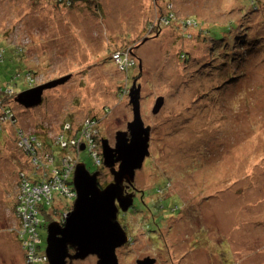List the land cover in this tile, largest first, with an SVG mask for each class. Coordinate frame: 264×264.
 I'll use <instances>...</instances> for the list:
<instances>
[{
  "label": "rangeland",
  "instance_id": "obj_1",
  "mask_svg": "<svg viewBox=\"0 0 264 264\" xmlns=\"http://www.w3.org/2000/svg\"><path fill=\"white\" fill-rule=\"evenodd\" d=\"M255 1L260 7L251 18L252 0H100L103 13L82 1L69 7L0 0V87L17 84L7 99L15 124L0 120V264H27L16 221L25 167L18 131L54 140L62 121L73 118L76 125L91 115L101 121L100 138L113 146L115 132L132 119L128 97L117 90L126 82L130 88L134 77L151 132L149 156L134 178L143 195L118 213L129 237L116 250L119 264L145 257L154 264H264V1ZM167 10L176 19L151 33L156 15ZM189 19L196 24L185 29L182 21ZM123 49L135 59L126 73L113 53ZM188 53L186 66L178 57ZM21 65L32 70L36 86L71 77L46 90L40 105L24 108L16 100L28 88ZM231 68L237 77L230 81ZM15 71L20 77L13 81ZM159 96L164 103L154 115ZM2 102L0 96V117ZM78 162L100 172L101 186L112 181L102 156L99 168L86 150ZM54 190L51 203L39 202L46 208L43 247L47 225L74 203L63 189ZM96 260L91 255L74 264Z\"/></svg>",
  "mask_w": 264,
  "mask_h": 264
},
{
  "label": "water",
  "instance_id": "obj_2",
  "mask_svg": "<svg viewBox=\"0 0 264 264\" xmlns=\"http://www.w3.org/2000/svg\"><path fill=\"white\" fill-rule=\"evenodd\" d=\"M69 77L70 74L23 90L16 100L25 107L38 106L45 89L63 84ZM140 92L141 85L133 80L128 97L132 119L127 122L126 130L115 132L113 146L108 139H101L103 166L113 176L112 181L101 186L99 171L91 173L84 163L76 165L72 181L76 194L73 207L63 223L53 221L47 225L48 264H74L91 255L96 257V264H119L116 250L129 237L118 221V213L126 212L133 204V195L125 193L123 184L133 183L136 170L149 156L151 126L145 125L141 116ZM163 103L164 98L157 97L151 113L156 115ZM155 262V258L147 257L136 260V264Z\"/></svg>",
  "mask_w": 264,
  "mask_h": 264
},
{
  "label": "built area",
  "instance_id": "obj_3",
  "mask_svg": "<svg viewBox=\"0 0 264 264\" xmlns=\"http://www.w3.org/2000/svg\"><path fill=\"white\" fill-rule=\"evenodd\" d=\"M115 56L120 62V70L126 72L132 66V61L127 58V56L129 57L128 53L124 54L123 57L115 53ZM31 79L28 77L29 83H32ZM6 92L10 93L11 90H6ZM123 94H125V91L121 92V95ZM0 120L13 121L15 124V119L13 120L12 114L8 112L4 113L0 117ZM62 125V131L54 136L52 142L48 143H52V147L54 146L59 150L66 151L58 159L61 163V171L64 172L60 171L56 163L57 161L53 160L56 154L53 151L54 149L46 145L47 142L41 140L36 134L27 133L22 130H19L16 135L17 145L25 154V157L27 155L30 157V167L32 169L30 174L20 173L16 188V193H18V216L16 221L20 222V236H27L22 243L27 264L48 262L45 249L44 254H39L36 249L41 243L37 231L40 224L37 218V205H39V202L45 201L49 204L53 199L54 188L57 187L63 189L62 191L64 192L62 194L64 196H75V191L72 186V176L75 169V162L77 161L75 155H78L80 152V146L82 144H86L88 152L93 156L94 163H100L101 155L96 142V136L98 135L96 120L87 117L78 125L72 124L69 121H64ZM62 215L60 217V223L65 221L66 214Z\"/></svg>",
  "mask_w": 264,
  "mask_h": 264
},
{
  "label": "trees",
  "instance_id": "obj_4",
  "mask_svg": "<svg viewBox=\"0 0 264 264\" xmlns=\"http://www.w3.org/2000/svg\"><path fill=\"white\" fill-rule=\"evenodd\" d=\"M76 1H82V2H86L87 3V5H88V7L90 6V5H93L94 7H95V11H96V13L97 12H101V13H103V9H102V5L101 4H99L98 3V1H100V0H96V1H94V0H56V4L57 3H63V4H65L66 6H72V4L74 3V2H76ZM260 4H261V0H257ZM264 1V0H263ZM252 7H253V10L252 11H250L249 13L251 14V15H248L247 14V16L246 17H251L252 18V13L254 12V10H258V8L260 7V6H258L257 4H256V1L255 0H252ZM90 8V7H89ZM261 8H263V7H261ZM166 13V12H165ZM165 13H162V12H160V14H157L156 15V17H155V19L153 20V22H152V24L154 25V27H151L150 26V32L152 33V32H154V30H156L155 32H154V34L156 35H158V32H159V30L161 31V29H162V27L166 24V22L167 23H172V21L173 20H175L176 19V17H173L172 16V13L169 11V10H167V14H165ZM156 21H157V24H156ZM182 23H183V26H184V28L186 29L188 26H190V25H193V24H196L195 22H194V20H191V19H189V21H182ZM156 25H158V28H156ZM251 29V28H250ZM147 33H148V31H147ZM154 34H152V35H154ZM259 35H261V34H259ZM148 39L149 38H151V37H147ZM131 49V48H130ZM15 50H16V53H21L23 50H22V48L21 47H17V48H15ZM127 51H129V50H126V49H123V50H115V52H113V53H116V54H118V56H120V57H123L124 56V54H126L125 52H127ZM4 52H5V48H3V47H0V61H3L4 60ZM133 53V52H132ZM182 53V52H181ZM178 57V56H177ZM179 60L180 61H182V59H186V62H184V64L187 66L188 65V63H190L191 62V56L189 55V53L188 54H179ZM192 60H193V58H192ZM240 64V62L238 63V65ZM21 67H23V65H21ZM130 67H133V66H130ZM24 68V67H23ZM25 69V68H24ZM237 69L236 68H231V71H232V76L230 77V81L232 80V79H234V78H236L237 77V75H235L234 76V74H235V71H236ZM25 71H26V73L24 74V77L26 76V81H28V77H30V78H32L33 79V77H31V76H33V72H32V70H30V69H25ZM126 73V72H125ZM197 71L195 70V68H194V70H193V73H192V77H197ZM19 75V77H20V72L18 73V71H15V73H14V76H13V78H12V80L14 81V79L17 77ZM133 80H136V79H134L133 78ZM12 81V82H13ZM133 82V81H132ZM220 83H215L214 84V87L216 86V85H219ZM17 84L14 82L13 83V85H9L7 88H2V87H0V96L3 98V99H5V102H2V104H1V108H2V112H3V114L4 113H6V112H8V113H11L12 114V119L14 120V119H16V114H15V112L14 111H12V107L11 106H9L8 105V103H7V99H9V98H11V97H13L15 94H16V92H15V90H16V86ZM224 85V84H223ZM222 84L220 85V87L221 86H223ZM16 86V87H15ZM204 89V88H203ZM203 89H202V91H203ZM217 89V88H216ZM6 90H11V93H7L6 92ZM19 94V93H18ZM17 94V95H18ZM193 95V94H192ZM17 97V96H16ZM68 121H70L72 124H74L73 123V118H69V119H67ZM65 121V120H64ZM64 121H62V123L64 122ZM4 126H1L0 127V133L2 132V131H4ZM37 137H39L41 140H43L44 141V137L42 136V135H37ZM99 137V139H100V136H99V134L96 136V138H98ZM99 139H97L96 140V142L98 141L99 142ZM17 140V139H16ZM98 142H97V144H98ZM100 143V142H99ZM46 145H49L50 146V148L51 149H54L53 151H54V153L56 154V156H58V155H62V153L63 152H66L65 150H59V149H57V148H55L54 146L52 147V143L50 144V143H46ZM19 149V148H18ZM17 149V150H18ZM19 151H20V153L22 152L20 149H19ZM87 151V150H86ZM24 157H25V154L24 153H21ZM88 155L90 156V158H91V160H94L93 159V156L88 152ZM80 156H81V152H79L78 153V155L76 154L75 155V159H77V163H78V161H79V158H80ZM99 157V156H98ZM26 158V157H25ZM24 158V160H23V162H22V164L24 165H26V167H24V168H21V169H19V170H21L20 171V173H24V174H29V172H30V170H31V167H29V166H27V164H26V159ZM57 159H56V163H57V165H58V167L60 168V166H61V163L58 161V159H59V157H56ZM92 163H93V165H94V167H97L98 165L97 164H95L94 163V161H92ZM25 170V171H24ZM58 171H59V169H58ZM60 171H61V168H60ZM61 172H64V171H61ZM72 175V174H71ZM20 178V177H19ZM70 179V178H69ZM71 180V179H70ZM103 184V183H102ZM168 186V182H167V184H166V187ZM158 192L159 193H162L161 192V189H158ZM44 207V206H43ZM46 212V208H42V207H40V205H39V207H38V212H37V218H38V222H40V224H39V226H38V228H37V231H38V233H39V237H40V239H41V243L37 246V252L39 253V254H44V249L46 248V246L45 247H43V232L42 231H40L42 228H43V225H44V223H45V219L44 218H42V214L43 213H45ZM60 215H61V213H60ZM53 222V221H52ZM27 229V228H26ZM150 233V232H149ZM27 238V236L25 235V236H23L22 237V235L19 237V241H20V243L22 244L23 243V241L25 240ZM40 264H48V262L47 263H43V262H41Z\"/></svg>",
  "mask_w": 264,
  "mask_h": 264
},
{
  "label": "bare ground",
  "instance_id": "obj_5",
  "mask_svg": "<svg viewBox=\"0 0 264 264\" xmlns=\"http://www.w3.org/2000/svg\"><path fill=\"white\" fill-rule=\"evenodd\" d=\"M134 55V54H133ZM135 56V55H134ZM129 59L132 61V66H134L135 65V59L134 58H132V56H131V54L129 55ZM121 72H124V71H122V70H120ZM25 85H27V89H31V88H33L35 85H33V84H31V83H29L28 81H26V83H25ZM50 88H47V89H45L44 91H43V93H42V97H43V95H44V93H45V91L46 90H49ZM26 90V89H25ZM129 90H130V88H128V86H127V82L126 83H124V84H122L121 83V85H119V87H118V90H117V93H118V96L119 97H122V95H121V92H123V91H125V96L126 97H129ZM124 96V97H125ZM128 100H129V98H128ZM19 104H21V103H19ZM130 104V103H129ZM22 105V104H21ZM23 106V105H22ZM34 107H36V106H34ZM34 107H25L24 106V108H34ZM87 117H90V118H93V119H95L96 120V122H97V133L99 134V136L101 137V135H100V125H101V121H100V119L99 120H97L96 118H94V117H91V115H88V116H86L85 118H87ZM84 118V119H85ZM84 119H82L80 122H82ZM68 121V120H67ZM70 122V121H69ZM74 122V121H73ZM80 122H78L76 125H78ZM60 128H59V130L57 131V133L56 134H58L59 132H61L62 131V127H63V125H62V123H61V125L59 126ZM55 134V135H56ZM54 135V136H55ZM16 139H17V136H16ZM44 139V141L45 142H52V140L51 139H49L48 137H44L43 138ZM96 139H99V137L98 138H96ZM101 139L102 138H100L99 139V142L101 141ZM98 142V141H97ZM99 142H98V144H99ZM16 143H17V140H16ZM100 144H101V142H100ZM82 146H84V148L82 149L81 147ZM83 150H87V146H86V144H82L81 146H80V152H82ZM21 153H23V152H21ZM87 153H88V150H87ZM100 155L102 156V146H101V148H100ZM100 156V157H101ZM26 164H27V166H31V163H30V157L27 155L26 156ZM93 161V160H92ZM78 163H80V162H78ZM77 163V161L75 162V167H76V165L78 164ZM25 165V164H24ZM25 167H26V165H25ZM96 168H99V166H97ZM91 172V171H90ZM94 172V171H93ZM92 173V172H91ZM105 184V183H104ZM60 195H62V194H60ZM64 196V195H63ZM65 197H67V196H65ZM75 197H76V194H75V196H72V197H67V198H70V199H74L75 200ZM15 198L18 200V193H15ZM52 202V201H51ZM50 202V203H51ZM74 204V203H73ZM72 209V208H71ZM62 214H64V212H61V215ZM55 221H57V220H55ZM58 222V221H57Z\"/></svg>",
  "mask_w": 264,
  "mask_h": 264
},
{
  "label": "flooded vegetation",
  "instance_id": "obj_6",
  "mask_svg": "<svg viewBox=\"0 0 264 264\" xmlns=\"http://www.w3.org/2000/svg\"><path fill=\"white\" fill-rule=\"evenodd\" d=\"M136 77H134V79H135ZM36 86V85H35ZM135 178V177H134ZM135 180V179H134ZM108 183V182H107ZM107 183H105V184H107ZM134 181H133V184H129V185H125V189H124V191H125V193H128V194H132L133 195V203L135 202V200H136V198H141L142 197V189H136V187L134 186ZM103 184H104V182H103ZM70 199V198H69ZM132 206H133V204H132ZM122 226L125 228V226H126V223L125 222H123L122 223ZM72 251V250H71Z\"/></svg>",
  "mask_w": 264,
  "mask_h": 264
},
{
  "label": "clouds",
  "instance_id": "obj_7",
  "mask_svg": "<svg viewBox=\"0 0 264 264\" xmlns=\"http://www.w3.org/2000/svg\"><path fill=\"white\" fill-rule=\"evenodd\" d=\"M127 71H128V70H127ZM127 71H126V72H127ZM73 174H74V171H73ZM72 181H73V176H72Z\"/></svg>",
  "mask_w": 264,
  "mask_h": 264
}]
</instances>
